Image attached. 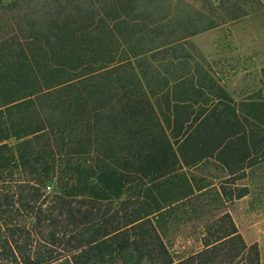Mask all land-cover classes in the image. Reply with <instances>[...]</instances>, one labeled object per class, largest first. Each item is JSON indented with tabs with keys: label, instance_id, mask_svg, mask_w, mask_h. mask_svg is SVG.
I'll return each mask as SVG.
<instances>
[{
	"label": "trees",
	"instance_id": "trees-1",
	"mask_svg": "<svg viewBox=\"0 0 264 264\" xmlns=\"http://www.w3.org/2000/svg\"><path fill=\"white\" fill-rule=\"evenodd\" d=\"M198 21L171 0H0V264H264L211 211L247 186L191 173L264 158V101L229 103Z\"/></svg>",
	"mask_w": 264,
	"mask_h": 264
},
{
	"label": "rangeland",
	"instance_id": "rangeland-1",
	"mask_svg": "<svg viewBox=\"0 0 264 264\" xmlns=\"http://www.w3.org/2000/svg\"><path fill=\"white\" fill-rule=\"evenodd\" d=\"M171 1L179 17L195 15L201 19L199 32L190 42L200 65L210 71L215 83L233 100L227 101L240 109L243 104L264 101V0ZM261 156L247 166L244 177L231 182H226L230 180L228 172L214 163L201 164L191 173L207 181L223 182L228 189L247 186L245 196L210 210L217 214L220 210L229 211L245 240L258 244L264 261V158Z\"/></svg>",
	"mask_w": 264,
	"mask_h": 264
}]
</instances>
